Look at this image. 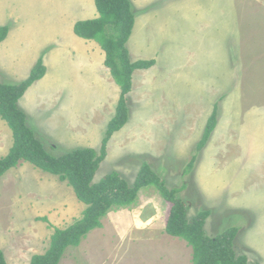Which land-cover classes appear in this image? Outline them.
Listing matches in <instances>:
<instances>
[{
  "label": "rangeland",
  "instance_id": "374dc122",
  "mask_svg": "<svg viewBox=\"0 0 264 264\" xmlns=\"http://www.w3.org/2000/svg\"><path fill=\"white\" fill-rule=\"evenodd\" d=\"M23 1L33 8L25 14L20 0H0V16L9 18L10 28L1 44L10 34L24 36L32 55L41 56L47 68L26 93L42 82L54 83L65 97L100 89L89 107L105 109L111 97L97 81L96 66L68 50L85 41L74 34L72 21L89 15L64 0ZM130 1L135 10L127 43L130 58L153 59L155 65L134 72L127 96L130 119L113 135L121 133L95 182L116 171L133 185L142 163L148 162L169 188L187 185L180 198L190 217L211 212L205 226L208 236L238 227L236 252L264 264V0H161L159 13ZM37 10L42 19L35 17ZM21 14L30 24L18 25ZM54 36L57 44L41 53ZM73 62L83 64L82 74L95 79L92 87L78 85ZM216 104L217 127L198 152ZM0 124L2 156L13 137L7 123L0 119ZM38 136L49 143L45 148L53 156L71 150L40 131ZM195 154L194 168L186 174ZM170 207L154 189L142 191L136 206L110 213L103 228L68 249L60 264H193L191 247L165 232ZM85 208L58 177L28 162L11 169L0 179V249L7 264H30L34 255L44 254L55 228H67ZM153 208L157 211L150 213ZM146 212L155 215L147 219Z\"/></svg>",
  "mask_w": 264,
  "mask_h": 264
},
{
  "label": "trees",
  "instance_id": "16d2710c",
  "mask_svg": "<svg viewBox=\"0 0 264 264\" xmlns=\"http://www.w3.org/2000/svg\"><path fill=\"white\" fill-rule=\"evenodd\" d=\"M100 17L79 22L75 34L85 40L95 41L106 54V66L121 89V97L114 118L110 121L101 151L79 148L63 156L49 154L35 131L29 127L26 114L20 109L19 101L27 90L46 75V66L41 57L30 77L18 84H0V119L12 130L13 146L9 153L0 158V179L21 162H28L43 172L56 176L67 183L78 201L86 208L81 218L64 229L55 228L50 246L44 254L34 255L30 264H60L66 251L77 248L95 230L103 228L104 219L113 211L132 208L138 204L140 193L154 189L171 205L165 221V232L187 243L193 252V264H256L248 257L236 252L235 241L240 232L232 227L216 236L205 232L209 210L200 211L190 217L189 207L180 198L187 185L169 188L151 167L143 162L133 185L114 171L99 182L96 174L107 157V146L113 135L127 125L130 110L127 96L133 90V74L137 70H148L155 61L133 62L127 48L135 24L134 7L130 0H95ZM9 26L0 27V44L9 34ZM218 104L209 117L198 152L209 142L218 123ZM195 154L186 168L189 174L196 163ZM49 223L48 218H43ZM0 264H7L0 249Z\"/></svg>",
  "mask_w": 264,
  "mask_h": 264
},
{
  "label": "crops",
  "instance_id": "0c3cea01",
  "mask_svg": "<svg viewBox=\"0 0 264 264\" xmlns=\"http://www.w3.org/2000/svg\"><path fill=\"white\" fill-rule=\"evenodd\" d=\"M20 1L23 7L22 14H25L26 12L33 9L23 0ZM133 2L141 10L145 8L144 10L151 12L155 11L156 13L161 11L158 7L161 5V3H164V1L161 0H133ZM182 2L184 3V0H182ZM64 4L77 6L87 15H89V17L86 19H74L72 21L73 26L71 29L73 30L74 34L75 26L79 22L95 20L100 17L95 0H64ZM155 6H157V9L153 8ZM97 12L98 14H96ZM22 14L17 17L18 25L24 23L30 24L29 21H27V18L23 17ZM35 17L42 19L43 13L40 10H37ZM2 19L4 22H1ZM8 19L9 18L7 17L5 18L4 16H0V27L8 26ZM43 33H45V30ZM57 39L59 38L54 36L49 41H47V44L42 47L41 53L44 52L47 47L57 44ZM88 41L90 40L78 42L77 46L69 45L68 50L71 53L81 54L87 63L96 66L97 81L100 82L107 91H109V95L111 97V102L107 107H105V109L90 110L88 102L93 95L102 90L98 89L93 92L85 91L80 96L65 97L55 88L54 83L52 82H42L33 91L24 94L18 105L20 109L26 114V116L28 115V125L35 131L36 136H38V131H40L46 137L49 138L50 136V140H55L57 146L59 145L63 149H71L70 151L79 148H92L100 152L103 141L106 137L108 125L116 114V109L121 97V89L112 77L110 69L106 66L105 52L98 43V45H96L95 43ZM21 48H25L26 50L23 49L19 51ZM18 51L19 54L17 58L16 54ZM40 57L41 56L38 54L32 55L30 44L24 36L10 34L7 41L0 45V84H8L6 82L9 81H19L21 83L27 80L30 77L34 67L40 60ZM151 60L153 59L143 61ZM9 64L11 65V68L8 67ZM72 65L76 67L75 70L76 73H78L77 81L79 86L87 88L92 87L95 84V79L88 78L82 74V69L84 68L83 64L73 62ZM103 65L106 69L103 67ZM110 78L118 86L119 92L114 88ZM37 129L39 130L37 131ZM120 135L121 133L118 135L116 134L113 136L114 138L109 141L107 156L111 147L114 146L115 140ZM37 138L42 142L44 148L45 144L46 146H50L49 143H47L40 136ZM12 146L13 142L8 151L4 155L0 156V158L6 156ZM55 150L58 151V147H56ZM152 210L153 212L157 211L154 208L149 209L148 211L151 213ZM150 213L146 212V215L149 216L147 219H150V217L155 215L154 213L150 215Z\"/></svg>",
  "mask_w": 264,
  "mask_h": 264
}]
</instances>
